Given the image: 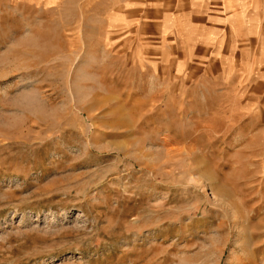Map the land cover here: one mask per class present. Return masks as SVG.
<instances>
[{
	"label": "rangeland",
	"instance_id": "rangeland-1",
	"mask_svg": "<svg viewBox=\"0 0 264 264\" xmlns=\"http://www.w3.org/2000/svg\"><path fill=\"white\" fill-rule=\"evenodd\" d=\"M166 11L0 0V264H264L263 102Z\"/></svg>",
	"mask_w": 264,
	"mask_h": 264
},
{
	"label": "crops",
	"instance_id": "crops-1",
	"mask_svg": "<svg viewBox=\"0 0 264 264\" xmlns=\"http://www.w3.org/2000/svg\"><path fill=\"white\" fill-rule=\"evenodd\" d=\"M160 3H166L162 18L168 21V41L182 51L181 60L207 63L218 74L237 69L238 76L245 77L247 97L261 99L264 106V65L247 55L252 49L248 39L264 35L248 21L260 0H157Z\"/></svg>",
	"mask_w": 264,
	"mask_h": 264
}]
</instances>
